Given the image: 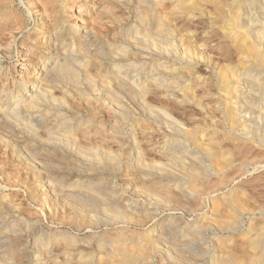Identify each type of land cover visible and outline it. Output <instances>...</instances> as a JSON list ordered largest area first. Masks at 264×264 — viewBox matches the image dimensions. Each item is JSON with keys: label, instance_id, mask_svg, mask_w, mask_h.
Returning a JSON list of instances; mask_svg holds the SVG:
<instances>
[{"label": "rangeland", "instance_id": "1", "mask_svg": "<svg viewBox=\"0 0 264 264\" xmlns=\"http://www.w3.org/2000/svg\"><path fill=\"white\" fill-rule=\"evenodd\" d=\"M39 1L0 0V264H26L40 237L89 221L103 202L146 244L145 264L264 256V168L236 166L264 165V145L232 131L221 104L230 73L263 111L264 93L243 79L264 77L251 54H264V24L250 21L259 7L236 24L231 0Z\"/></svg>", "mask_w": 264, "mask_h": 264}, {"label": "bare ground", "instance_id": "2", "mask_svg": "<svg viewBox=\"0 0 264 264\" xmlns=\"http://www.w3.org/2000/svg\"><path fill=\"white\" fill-rule=\"evenodd\" d=\"M3 1H5V0H3ZM48 1L51 2L49 4H53V5H54V2H56V0H48ZM46 2L44 4H46ZM59 2H61V1H59ZM30 3H32V2H30ZM231 3H232V13H233V16H231V17H232L233 23L234 22H236V24L240 23L242 18H243L244 13H249V15H250L252 13V11L255 10V7L256 8L259 7V11L261 13L259 14V16L256 19H254V20L252 19L250 21H251V23H253L256 20H258V23H259V20H260L264 24V0H231ZM2 5H4V4H2ZM11 5H13V4H11ZM230 7H231V5H230ZM7 8H8V6H7ZM49 8H51V7H49ZM55 10H56V8H55ZM63 10H64V8H63ZM58 12H60V11H58ZM5 13H7V12H5ZM21 20H23V19H21ZM230 21H231V19H230ZM154 24L156 26V29H155V27H154V29L157 30V32L159 31V34H161V35L163 34V37L165 38L167 31L162 28L164 26H163V24L161 22V18L159 16H156L154 18ZM3 26H5V25H3ZM167 36H168V34H167ZM239 37L240 36H236V38H238V39H239ZM164 40H166V39H164ZM240 48H241V46H240ZM257 48L255 47L251 50L252 51L251 52L252 58L256 61V68L258 67L257 70L264 74V54L262 52H260V50H258ZM67 61H69V60L67 59ZM157 69H155L156 73H157V71L160 73V71H159L160 69L159 68H157ZM162 72H164V71H162ZM71 75L73 76V78L75 77V74H71ZM221 75H222V73H221ZM235 76H237V75H235ZM235 76H233V75L231 76L229 73V75H225L222 79V85L223 86H222L221 90L224 93L223 98H221V104L223 105L222 114L224 115L225 121L228 123L231 130L234 132H237L239 135L240 134L244 135L243 139L248 141V143L251 142V143H258L260 145H264V108H262L263 111L257 112V110H255L256 99L248 97L250 102L241 100L242 97H245L244 95H242L244 93H242V91H241V86H240L241 82H239L242 79H240L239 77H235ZM257 76H258V74H257ZM244 78L246 79L247 82H249V83L252 82L254 84V87H258L261 90L260 93H264V77L262 79H259V80L254 79V77L250 75V72L248 70H245L243 79ZM156 84L157 85L161 84V82L157 81ZM159 86H161V85H159ZM220 93H221V91H220ZM220 93H219V95H220ZM247 96H249V95H247ZM263 101H264V98H263ZM247 103H248V106L250 109L248 108ZM241 104L244 107L246 106V108H248V111H249L248 112L249 114L245 117L242 115L241 109L243 107ZM258 108H259V106L257 107V109ZM253 115H254V117H257V119L253 118ZM238 138H235V139H238ZM240 138H241V136H240ZM215 144L216 145L214 146V149H213L214 150L213 155H215L214 158H216V156L218 154V157L216 159L218 160L220 158V160H218V162H219L218 166H219V165H221L222 161L225 160L226 154L225 155L223 154L221 146L218 147L217 142ZM167 157H169V156H167ZM211 157H213V156H211ZM169 158H171V156ZM173 158L176 161L181 160L180 158L176 159L174 156H173ZM259 159H260V157H259ZM260 165H263V163L260 161H257V159H255L254 157L253 158L252 157H246V158L240 160L236 166H238V168H242V170H243V168L247 169L249 167H254V168L256 167L255 170L258 171L259 169L264 168V165L263 166H260ZM218 168L220 171L222 170V168H220V167H218ZM255 170H254V172H256ZM239 172L235 176L234 182L236 180H238L239 178H241L242 171L240 172V174H239ZM243 174H244V170H243ZM227 176H229V175H227ZM222 181H223V179H222ZM222 183L225 184V182H222ZM153 185H155V184H153ZM245 189L246 188H242L241 186H237L233 189V192L230 195L235 194L234 195V196H236L235 200H237V198L239 199V198L243 197V195L245 193ZM241 207H243V206H241ZM244 207L246 208V206H244ZM118 208H117V205H115V204L103 202V206L100 208V211L97 214H95L94 216H91L90 217L91 219L89 221H87L83 224L78 223V225H76L75 227L74 226L70 227V230H68V231H54L51 234L44 235L42 238L40 237V239H42V241H43V244L45 242L47 243L46 246L44 245L43 249H41V250L39 249L38 251H36V253L32 257L28 258L26 261V264H145V262H147V261H145L146 259L144 257H146V256H144V254H143L144 251L142 252V250L146 244L142 247V245L140 244L141 241L135 235L136 233L134 234V231L131 229L132 228L131 225L123 220V215H121L120 207H118ZM246 211H247V209H246ZM191 234L192 233H188L186 238L189 239L191 237H194V235H191ZM139 237H140V235H139ZM191 239H193V238H191ZM260 239L262 241H264V233L263 232L260 236ZM260 239L257 242H254L252 244L249 242L252 245V246L251 245L250 246L253 247L254 249H256V251L258 249L260 251L262 248V246L260 247V245H263L262 244L263 242ZM165 241H166V239H165ZM190 241H188V242H190ZM178 243H179V241H178ZM263 247H264V245H263ZM141 248H142V250H141ZM260 253L257 254V257H255L254 260H252L253 263H251V264H264V256L261 255L263 252L261 254ZM15 256L10 255V256H7V258H4L5 259L4 264H22L23 258L19 259V260H15ZM233 259H230L227 264H235V262H230Z\"/></svg>", "mask_w": 264, "mask_h": 264}]
</instances>
